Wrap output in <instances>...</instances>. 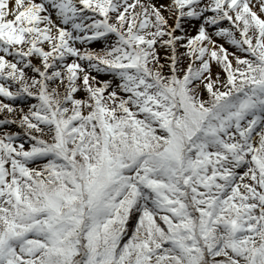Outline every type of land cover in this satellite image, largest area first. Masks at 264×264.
I'll return each instance as SVG.
<instances>
[{
	"label": "snow or ice",
	"instance_id": "obj_1",
	"mask_svg": "<svg viewBox=\"0 0 264 264\" xmlns=\"http://www.w3.org/2000/svg\"><path fill=\"white\" fill-rule=\"evenodd\" d=\"M0 264H264V0H0Z\"/></svg>",
	"mask_w": 264,
	"mask_h": 264
}]
</instances>
